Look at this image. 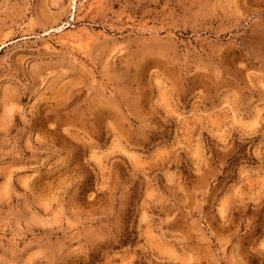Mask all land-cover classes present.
<instances>
[{
  "label": "rangeland",
  "instance_id": "rangeland-1",
  "mask_svg": "<svg viewBox=\"0 0 264 264\" xmlns=\"http://www.w3.org/2000/svg\"><path fill=\"white\" fill-rule=\"evenodd\" d=\"M0 264H264V0H0Z\"/></svg>",
  "mask_w": 264,
  "mask_h": 264
}]
</instances>
